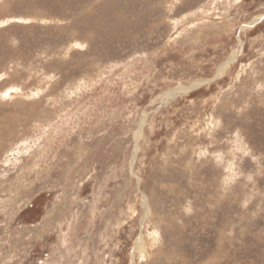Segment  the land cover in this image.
I'll use <instances>...</instances> for the list:
<instances>
[{
    "label": "rangeland",
    "instance_id": "374dc122",
    "mask_svg": "<svg viewBox=\"0 0 264 264\" xmlns=\"http://www.w3.org/2000/svg\"><path fill=\"white\" fill-rule=\"evenodd\" d=\"M1 186L6 264H264V0H0Z\"/></svg>",
    "mask_w": 264,
    "mask_h": 264
},
{
    "label": "bare ground",
    "instance_id": "6f19581e",
    "mask_svg": "<svg viewBox=\"0 0 264 264\" xmlns=\"http://www.w3.org/2000/svg\"><path fill=\"white\" fill-rule=\"evenodd\" d=\"M237 1H238V0H237ZM225 13H226V12H225ZM224 19H225V18H224ZM254 21H257V20H254ZM254 21H253V23H254ZM248 26H250V24H249V25H245L244 28H246V27H248ZM237 50H238V49H237ZM237 53H238V52L235 51V52L230 56V58L227 60V62L224 63V64L219 68L218 75L221 74V73H223V71H225V69L229 66V64H230L231 62H233V61L236 60ZM218 77H219V76H218ZM190 89H191V88H190ZM190 89H184V88L182 89V88H181V91L184 90V92L188 93L187 91L190 90ZM171 93H172V92H171ZM176 93H177V92H176ZM167 97H168V96H167ZM159 99H160V98H159ZM3 129H5V128H3ZM5 164H10V160H9V159H6V160H5ZM7 187H9V186H7ZM0 188L3 190V186H1ZM10 188H11V187H10ZM10 188H8V191H9V192H10V190H11ZM16 189H17V188H16ZM16 189H15V190H16ZM13 190H14V189H13ZM15 190H14V191H15ZM16 191H17V190H16ZM16 191H15V192H16ZM19 191H21V190H19ZM0 192L2 193V192H5V191H0ZM9 192H5V193L7 194V193H9ZM22 192H24V191H22ZM6 194H5V195H6ZM5 195H4V196H5ZM7 195H8V194H7ZM11 195H12V194H11ZM9 196H10V194H9ZM9 196H8V197H9ZM17 198H18V197H17ZM20 198H21V197H20ZM12 199H13V198H12ZM15 199H16V198H15ZM15 199H14V200H15ZM22 199H23V198H22ZM22 199H21V201H22ZM8 200H9V199H8ZM8 200H7V201H8ZM14 200H13V201H14ZM7 201H6V202H7ZM2 202H3V201H2ZM8 202H9V201H8ZM14 202H15V201H14ZM18 202H19V201H18ZM0 203H1V202H0ZM4 203H5V201H4ZM15 203H16V202H15ZM146 203H147V202H146ZM1 204H2V203H1ZM9 204H10V203H9ZM17 204H18V203H17ZM11 205H13V204H11ZM21 205H22V203L20 204V207H21ZM9 206H10V205H8V204H3L2 206H0V211H2V210H4V209H5L4 211H7V210L11 209V207H10L9 209H7ZM14 206H15V205H14ZM144 207H145V206H144ZM6 209H7V210H6ZM18 209H19V207H18ZM11 211H12V210H11ZM11 211H10V212H11ZM13 211H14V210H13ZM13 211H12V212H13ZM2 212H3V211H2ZM146 212H147V210H146ZM0 213H1V212H0ZM5 213H6V212H5ZM9 214H11V213H9ZM5 215H6V214H5ZM7 215H8V212H7ZM7 215H6V216H7ZM145 215H146V214H145ZM147 215H148V213H147ZM3 216H4V215H3ZM4 217H5V216H4ZM10 217H11V216H10ZM12 219H13V218H12ZM15 220H16V219H15ZM12 221H13V220H12ZM38 226H39V225H38ZM19 228H20V227H19ZM33 228H35V227H33ZM142 228H143V227H142ZM27 230H28V229H27ZM52 230H53V229H52ZM52 230H51V231H52ZM32 232H33V231H32ZM34 233H35V232H34ZM2 234H3V233H2ZM4 234H5V233H4ZM52 234H53V232H52ZM23 235H24V234H23ZM49 236H50V235H49ZM58 236H59V235H58ZM62 236H63V235H62ZM28 237H29V236H28ZM21 238H22V237H21ZM26 238H27V237H26ZM44 238H46V237H44ZM66 239H67V237H66ZM68 239H69V237H68ZM25 240H26V239H25ZM62 240H63V237H62ZM73 240H74V239H73ZM59 241H60V240H59ZM18 242H19V240H18ZM22 242H23V241H21V243H22ZM25 242H27V241H25ZM28 242H29V241H28ZM28 242H27V243H28ZM30 242H31V241H30ZM38 242H39V241H38ZM34 243H35V241H34ZM63 244H64V243H63ZM17 245H18V244H17ZM24 245H25V243H24ZM43 245H44V244H43ZM59 245H60V244H59ZM142 245H143V238H142V236H140V237L136 240L135 248L137 249L138 247H141ZM30 246H31V245H30ZM30 246H29V247H30ZM22 247H23V246H22ZM24 248H25V247H24ZM135 248H134V249H135ZM22 249H23V248H22ZM57 249H58V248H57ZM139 249H140V248H139ZM30 250H31V249H30ZM10 254H11V253H10ZM13 254H14V253H13ZM13 254H12V255H13ZM12 255H11V256H12ZM6 258L10 259L11 257H10V258H9V256L0 257V264H6V263H5V259H6ZM11 259H12V258H11ZM42 259H43V258H42ZM7 261H8V260H7ZM41 261H42V260H41ZM69 262H70V261H69ZM71 262H73V261H71ZM15 264H16V263H15ZM64 264H65V263H64Z\"/></svg>",
    "mask_w": 264,
    "mask_h": 264
}]
</instances>
